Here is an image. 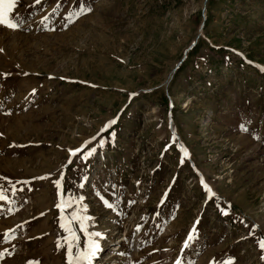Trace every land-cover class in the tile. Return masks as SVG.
Here are the masks:
<instances>
[{"label": "rangeland", "instance_id": "1", "mask_svg": "<svg viewBox=\"0 0 264 264\" xmlns=\"http://www.w3.org/2000/svg\"><path fill=\"white\" fill-rule=\"evenodd\" d=\"M81 4L91 11L66 20ZM10 16L20 27L0 26V264H66L55 205L81 195L89 230L105 234L92 264H264V0H17Z\"/></svg>", "mask_w": 264, "mask_h": 264}, {"label": "snow or ice", "instance_id": "2", "mask_svg": "<svg viewBox=\"0 0 264 264\" xmlns=\"http://www.w3.org/2000/svg\"><path fill=\"white\" fill-rule=\"evenodd\" d=\"M35 4H40L41 0H34ZM17 4V0H0V26L6 27L10 30H18L20 27V18L19 17H11L10 14L12 13L14 7ZM55 11V9H53ZM91 8L87 7L83 4H81L77 11L75 12H69L68 15L65 17L66 20L69 22H72L73 17L79 18L81 15L85 14V12H90ZM49 19V16H44L42 18V22ZM0 51H3L0 49ZM239 55V54H238ZM259 70L261 72H264V67H260ZM7 75V74H5ZM117 122L116 119L109 120L100 130L97 135L100 133L105 132L108 128H110L112 125H114ZM239 129L242 132H250V129L246 126V123H241L239 125ZM112 136H115V133H112ZM254 139H261L259 135H253ZM92 140H96V137H92ZM99 147H103L105 141L103 139L99 140ZM91 144V141L85 142V145ZM84 147V146H82ZM180 152L184 155H187V150L183 147V145H178ZM97 148L96 147H89L87 151L83 152L82 158L84 160H87L90 156H92L94 153H96ZM81 152V148H77L75 150L70 151V156H77V153ZM183 163V159L180 161ZM69 164L72 163L71 159L68 162ZM7 177H0V180H7ZM63 174H61V178L53 181L55 184L58 195L59 190L61 189ZM87 180V177L84 178ZM201 184L203 185L207 196L209 199H211L214 196V193L209 186L204 183L203 179L201 178ZM8 183L11 185L12 182L8 180ZM21 183V182H17ZM26 183V182H25ZM139 183V182H138ZM84 185L81 184L80 187L82 188ZM113 188L115 185L112 186ZM13 191L15 192V186L12 185ZM99 195V193H97ZM166 195V193H165ZM8 198L4 194L3 187H0V201H6ZM85 199L84 196H70L67 200H65L63 197L60 198L59 202L55 205L57 209H59L61 215L59 217L61 223L60 228L64 230V232L67 234L64 236V241L66 243V256L67 261L66 264H92L93 259L97 256L98 252L101 250V244L99 241L105 239V234L102 230H89V222H93L95 220L94 217L85 215L82 213H87V207L84 206L81 208L80 202ZM100 200L103 203V206L108 209H114L115 205L113 203L109 202V199H105L103 196H100ZM75 201L76 209L72 212L71 218L69 219V222L66 224L64 223L65 220V208L66 207H72V202ZM163 202V201H161ZM9 212L12 211V209H8ZM222 215H227V211L223 208L220 209ZM72 222H77L79 224V230L84 234L85 237V243L83 244V247H81V237L77 235L76 231L72 228L71 224ZM199 220L195 222V224H198ZM243 223V221H241ZM195 224L193 225V228L187 233V236L185 240L183 241V248L187 249L191 246V242L196 239L197 237V229L195 227ZM247 227V225H245ZM258 226L253 224L252 225V231L249 232V235L251 236L256 230ZM140 230V226H137V231ZM10 233H14V230L9 229L6 231L3 235L5 237H8ZM13 238L14 235H13ZM259 248L261 250H264V235L260 236L258 238ZM57 247H61L60 242H57ZM183 250V249H182ZM4 252L0 251V257L4 256ZM261 259L264 260V256H261ZM29 264H33V262H29ZM38 264V262H36ZM175 264H182V261L180 258H177L175 261ZM234 264V261L232 262Z\"/></svg>", "mask_w": 264, "mask_h": 264}, {"label": "bare ground", "instance_id": "3", "mask_svg": "<svg viewBox=\"0 0 264 264\" xmlns=\"http://www.w3.org/2000/svg\"><path fill=\"white\" fill-rule=\"evenodd\" d=\"M112 231L114 232V230H112ZM114 234L117 236L118 232H117V233H114ZM116 239H118V237H117ZM114 241H116V240H114ZM115 243H116V242H115ZM117 249H118V247H116V245L114 244L112 250H117ZM111 255L114 256L115 254H110V256H111ZM110 256H108V257H110ZM112 256H111V257H112Z\"/></svg>", "mask_w": 264, "mask_h": 264}]
</instances>
